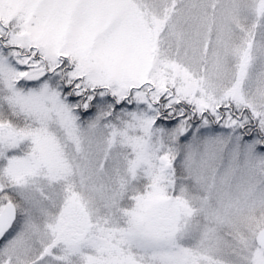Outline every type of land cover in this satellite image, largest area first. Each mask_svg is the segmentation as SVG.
I'll list each match as a JSON object with an SVG mask.
<instances>
[{
    "label": "snow or ice",
    "instance_id": "6c2138e0",
    "mask_svg": "<svg viewBox=\"0 0 264 264\" xmlns=\"http://www.w3.org/2000/svg\"><path fill=\"white\" fill-rule=\"evenodd\" d=\"M0 264H264V0H0Z\"/></svg>",
    "mask_w": 264,
    "mask_h": 264
}]
</instances>
